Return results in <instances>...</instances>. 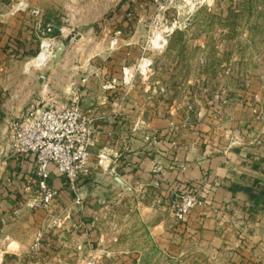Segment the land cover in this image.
Here are the masks:
<instances>
[{
  "label": "rangeland",
  "instance_id": "rangeland-1",
  "mask_svg": "<svg viewBox=\"0 0 264 264\" xmlns=\"http://www.w3.org/2000/svg\"><path fill=\"white\" fill-rule=\"evenodd\" d=\"M20 5L26 10L14 11ZM34 7L41 9L42 22L57 26L53 35L58 37L52 52L48 46L50 54L36 60L44 36L30 13ZM20 14L33 29L28 45L13 35L15 30L2 26ZM100 79L102 96L110 90L117 111H134L141 115V124L147 118L169 120V150L181 154V163L197 161L191 154L208 148L215 136H228V147H234L237 112L248 100L264 102V0H0V164L5 161L2 132L33 97L45 93L72 101L79 85L87 86L88 80L98 84ZM257 106L264 111V104ZM4 165L0 264H94L95 258L102 264V244L147 250L155 246L148 258L165 264L178 244L186 246L187 255L212 257L199 251L210 248L195 235L196 225L192 233H176L179 223H196L202 207H194L184 220L174 214L177 194L210 196L215 186L208 171L183 189L175 187L180 180L176 177L169 195L125 183L108 196L117 200L106 211L102 201L90 205L87 212L95 216L88 227L80 219L73 222L84 210L72 205V190L57 188L53 204H59L45 207L35 164L21 172ZM90 186L81 189L85 202L93 195L102 200L98 185ZM102 230L108 235L102 236ZM39 232L41 248L35 250Z\"/></svg>",
  "mask_w": 264,
  "mask_h": 264
},
{
  "label": "crops",
  "instance_id": "crops-1",
  "mask_svg": "<svg viewBox=\"0 0 264 264\" xmlns=\"http://www.w3.org/2000/svg\"><path fill=\"white\" fill-rule=\"evenodd\" d=\"M9 23L10 27L8 23L2 26L8 31L15 30L16 33L13 35L21 39L24 45L32 41L34 34L33 29L29 27L31 22L26 21L22 14L12 18ZM88 82L87 86L79 85V90H75L73 96L78 98L87 110H91L97 116L105 113L106 117L98 118L96 122V141L88 163L91 172L81 176L77 184L84 190L90 188V185H98L102 190V200H96L95 195L86 197L83 209L85 212L83 211L82 216H73V222H78L80 219L84 221V223L80 222V225L89 227L92 217L95 216L87 212L90 211L91 204L98 201L101 205L100 201H102L101 209L106 211V206H112L116 202V197L112 199L108 196L124 188L119 184L117 177L124 184L128 182L136 185L143 184L147 188H157L164 195H169L167 192L171 189V184L176 177L180 180L174 182L175 187L183 188L187 181L190 182V179L199 177L203 171H208L214 179L215 187L206 199V205L196 213L195 224L177 223L179 231L176 233H182L183 230L187 234L188 231L192 233L193 226L196 225L198 231L195 235L208 242L210 248L201 247L199 251L212 253V257L187 255L186 246L178 244L171 247L170 253H173V258L167 260L166 264H264V204L260 202L259 208L253 209V201L246 192L239 189L241 186L250 187L254 192L264 189V111L262 110L261 118L253 119L255 105H261L264 102L257 104L258 102L254 101L256 103L254 104L248 100V105L244 106L243 111L237 112L239 117L237 122L240 126L238 134L234 137H238V144L229 148L228 136L227 139L215 136V140L210 141L208 148L197 149L195 156L191 154V159H197V161L183 164L181 154L178 152L171 154L169 150L168 119L147 118L143 120L145 124H141V115L133 114L132 109L131 114H125L124 111H127V108H124L123 112L116 110L117 102L113 97L108 96L111 93L110 90L107 91L106 96H102V79L94 85H91L92 82L89 80ZM259 97L260 95L257 99ZM257 108L259 109L258 106ZM105 147L117 154L111 165L115 168V172H111V168L101 167L96 162L98 152ZM2 164H0V172L3 175L5 165ZM9 164H6L8 168L16 166L17 170L21 168L20 172L34 165L30 158L23 161L11 160ZM159 166H161L160 171L156 170ZM12 172L16 171L13 169ZM53 177L50 181L52 186L61 191L62 189L66 192L71 190L66 177L57 173H54ZM71 194L73 199V192ZM181 226L185 228L180 229ZM74 234V229H71V235ZM105 235L108 234L102 230V236ZM168 247L170 249V246ZM91 248H93L92 245ZM155 250H157L155 246L153 250H147L140 245L125 247L121 244L111 246L102 244V264H165L164 261L160 263L161 260L148 258V253ZM163 250H165L164 247ZM106 254L114 256L105 258ZM94 264H99L96 258Z\"/></svg>",
  "mask_w": 264,
  "mask_h": 264
},
{
  "label": "built area",
  "instance_id": "built-area-1",
  "mask_svg": "<svg viewBox=\"0 0 264 264\" xmlns=\"http://www.w3.org/2000/svg\"><path fill=\"white\" fill-rule=\"evenodd\" d=\"M26 7L20 5L14 11L26 10ZM30 13L37 19V28L44 36L42 43L47 41L52 52L58 38L53 35L57 26L41 21L39 7L32 8ZM253 113V119H259L262 110L254 108ZM105 117V113L97 116L87 110L75 97L72 101H64L54 95L48 97L45 93L33 97L17 117L7 120L8 125L1 136L4 164L9 159L23 161L30 158L34 162L45 195V207H50L59 194L58 189L50 184L54 173L66 177L74 193L72 205L83 210L86 202L77 182L81 176L91 172L88 163L96 141V122L98 118ZM116 156L110 148L105 147L97 154V164L115 172L111 163ZM205 205L206 199L201 194H177L174 214L178 220H184L194 207ZM42 235L39 232L33 249L40 250Z\"/></svg>",
  "mask_w": 264,
  "mask_h": 264
},
{
  "label": "trees",
  "instance_id": "trees-1",
  "mask_svg": "<svg viewBox=\"0 0 264 264\" xmlns=\"http://www.w3.org/2000/svg\"><path fill=\"white\" fill-rule=\"evenodd\" d=\"M20 169L21 168H19L18 170L20 171ZM15 174H17V173L16 172L13 173V175H15ZM186 187H189V186H186ZM181 189H183V188H181ZM239 189L246 192L248 194V197L253 201V203H254L253 209L259 208L258 205L260 202H263V204H264V189L260 190L259 192H254V190L252 188L247 187V186H241V187H239ZM234 191H236V189H234Z\"/></svg>",
  "mask_w": 264,
  "mask_h": 264
},
{
  "label": "bare ground",
  "instance_id": "bare-ground-1",
  "mask_svg": "<svg viewBox=\"0 0 264 264\" xmlns=\"http://www.w3.org/2000/svg\"><path fill=\"white\" fill-rule=\"evenodd\" d=\"M42 45H43V47H42ZM48 42L47 41H45V42H43L42 44H41V50H42V52H41V50H40V54L34 59V60H36V59H43V58H46L49 54H50V51H49V49H48ZM51 49V48H50ZM32 61V60H31Z\"/></svg>",
  "mask_w": 264,
  "mask_h": 264
},
{
  "label": "water",
  "instance_id": "water-1",
  "mask_svg": "<svg viewBox=\"0 0 264 264\" xmlns=\"http://www.w3.org/2000/svg\"><path fill=\"white\" fill-rule=\"evenodd\" d=\"M117 179L119 180L118 182H119V184H121V185H123L124 187H125V184H124V182H122L118 177H117Z\"/></svg>",
  "mask_w": 264,
  "mask_h": 264
}]
</instances>
